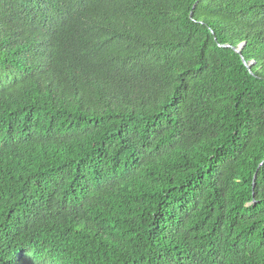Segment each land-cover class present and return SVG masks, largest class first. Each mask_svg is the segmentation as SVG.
I'll use <instances>...</instances> for the list:
<instances>
[{
    "label": "trees",
    "instance_id": "16d2710c",
    "mask_svg": "<svg viewBox=\"0 0 264 264\" xmlns=\"http://www.w3.org/2000/svg\"><path fill=\"white\" fill-rule=\"evenodd\" d=\"M263 160L264 0H0V264H264Z\"/></svg>",
    "mask_w": 264,
    "mask_h": 264
},
{
    "label": "water",
    "instance_id": "95a60500",
    "mask_svg": "<svg viewBox=\"0 0 264 264\" xmlns=\"http://www.w3.org/2000/svg\"><path fill=\"white\" fill-rule=\"evenodd\" d=\"M246 41H243L241 42L239 45L237 46H233L231 45L230 43H222V44H219L220 46H223V47H231L232 49H234L237 53L241 54L242 55V49L245 45ZM242 60L243 62L247 65V67L251 70V65L254 63V61H250L249 63L246 62L245 58L242 56ZM264 163V160L262 163H260L259 167H261V165ZM256 177H257V173H255L254 175V179H253V185H255V181H256Z\"/></svg>",
    "mask_w": 264,
    "mask_h": 264
}]
</instances>
